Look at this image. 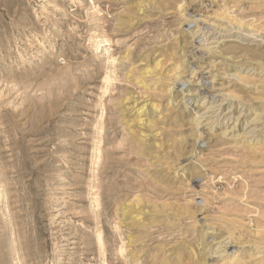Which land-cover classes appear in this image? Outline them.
I'll use <instances>...</instances> for the list:
<instances>
[{"label":"rangeland","instance_id":"obj_1","mask_svg":"<svg viewBox=\"0 0 264 264\" xmlns=\"http://www.w3.org/2000/svg\"><path fill=\"white\" fill-rule=\"evenodd\" d=\"M0 264H264V0H0Z\"/></svg>","mask_w":264,"mask_h":264},{"label":"bare ground","instance_id":"obj_2","mask_svg":"<svg viewBox=\"0 0 264 264\" xmlns=\"http://www.w3.org/2000/svg\"><path fill=\"white\" fill-rule=\"evenodd\" d=\"M181 5L182 4H179L178 5V8H180L181 7ZM183 9V8H182ZM212 42V40L209 42V43H211ZM220 104V103H219ZM218 104V105H219ZM222 105V104H221ZM221 107V106H220ZM141 109H142V106H141ZM141 109H140V111H141ZM202 109H203V111H204V113L205 112H212V113H214L216 110H215V107L214 106H211V105H209V106H207V105H204L203 107H202ZM139 111V110H138ZM139 111V112H140ZM202 111V112H203ZM212 113H211V115H212ZM200 119V118H199ZM200 121V120H199ZM196 122H197V120H196ZM235 125V124H234ZM230 134V133H229ZM105 186H103V182L102 181H97V182H93V184H92V186H91V188H90V192H89V194H91V195H95V196H98V191H100V190H102L103 188H104ZM106 235H105V232L103 231V230H100V229H97L96 230V232H95V234H94V241L95 242H97V244H99V252H100V255L101 256H105L106 255V250H105V248H104V242H105V240H106Z\"/></svg>","mask_w":264,"mask_h":264}]
</instances>
